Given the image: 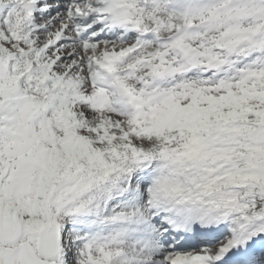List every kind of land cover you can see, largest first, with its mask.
Returning a JSON list of instances; mask_svg holds the SVG:
<instances>
[{
    "label": "snow or ice",
    "instance_id": "obj_1",
    "mask_svg": "<svg viewBox=\"0 0 264 264\" xmlns=\"http://www.w3.org/2000/svg\"><path fill=\"white\" fill-rule=\"evenodd\" d=\"M0 264H264V0H0Z\"/></svg>",
    "mask_w": 264,
    "mask_h": 264
}]
</instances>
